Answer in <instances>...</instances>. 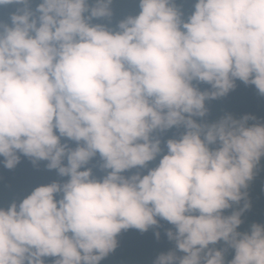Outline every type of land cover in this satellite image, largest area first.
Masks as SVG:
<instances>
[{
	"label": "clouds",
	"instance_id": "obj_1",
	"mask_svg": "<svg viewBox=\"0 0 264 264\" xmlns=\"http://www.w3.org/2000/svg\"><path fill=\"white\" fill-rule=\"evenodd\" d=\"M34 2L0 0L15 6L0 20V157L7 169L21 155L48 161L69 179L0 208V264H100L122 231L146 232L158 218L174 226L165 234L175 249L153 264H264V224L237 230L264 123L194 119L237 80L264 96V0H196L186 21L175 0H139L116 30L92 23L112 17L113 0ZM179 126L156 167L122 175L161 153L155 132ZM97 154L102 179L85 167Z\"/></svg>",
	"mask_w": 264,
	"mask_h": 264
},
{
	"label": "trees",
	"instance_id": "obj_2",
	"mask_svg": "<svg viewBox=\"0 0 264 264\" xmlns=\"http://www.w3.org/2000/svg\"><path fill=\"white\" fill-rule=\"evenodd\" d=\"M38 2L39 0H35L32 4L33 9ZM89 2L91 3V0ZM175 2L183 14L182 18L186 21L188 16L194 11L196 0H175ZM14 9L15 6L0 8V20L10 23L8 16ZM111 9L113 15L110 19L101 18L93 20L92 23H102L116 30L119 21L139 13V0H113ZM198 87L201 91L210 89V85L205 83H200ZM205 104L208 114L204 118L194 117L197 123L210 124L216 122L225 114H231L237 119L244 115L256 117V120L249 121V125L264 123V96L259 94L255 86L245 85L239 80L236 81V87L226 96L207 100ZM184 131V127L179 126L163 132H155L153 135L158 136L161 140V153L154 161L149 162L146 167L133 168L125 171L122 175L129 177L137 172L141 175H146L148 170L156 167L162 156L167 154L166 141L168 139H178ZM61 142L64 143L65 139L62 138ZM67 143L72 148L76 147V143L73 141H67ZM211 147H218V145ZM2 160L3 157H0V208L6 209L13 202L19 204L23 198L38 186H46L53 182L62 184L69 179V177L59 176L57 170H49L46 166L48 161H38L34 165L30 158L21 155L20 162L16 167L7 169L3 166ZM64 163L66 164L67 161L65 160ZM102 163L103 161L97 154L85 167L92 169L93 177L102 179L107 174L101 168ZM81 170H84V168ZM246 191L250 207L241 216L242 224L237 229L240 232L248 231L253 223L264 224V157L261 158L255 170L254 178L249 182ZM56 198L59 199L60 195ZM243 204V200L239 204H233L232 208L225 210L224 215H229L232 211L239 210L243 207ZM158 221V226L150 227L146 232H140L136 229L122 231L117 237V248L109 253L100 264H153V261L160 253L174 250L175 242L169 241L165 234L168 229L174 230V226L159 218ZM157 231L160 233L159 239L155 236ZM209 247L222 249L226 245L223 241H220L216 245H210ZM177 255L184 254L177 252ZM233 256L234 250L229 248L225 253L226 260H231ZM54 259L46 258L45 264H53Z\"/></svg>",
	"mask_w": 264,
	"mask_h": 264
}]
</instances>
